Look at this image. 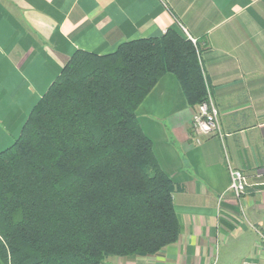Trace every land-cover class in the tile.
I'll return each instance as SVG.
<instances>
[{
    "label": "crops",
    "instance_id": "1",
    "mask_svg": "<svg viewBox=\"0 0 264 264\" xmlns=\"http://www.w3.org/2000/svg\"><path fill=\"white\" fill-rule=\"evenodd\" d=\"M169 28L197 40L223 137L197 142L196 110L164 74L137 114L177 186L181 233L126 264H264V0H0V151L76 50L108 54ZM230 167L248 177L241 198Z\"/></svg>",
    "mask_w": 264,
    "mask_h": 264
},
{
    "label": "trees",
    "instance_id": "2",
    "mask_svg": "<svg viewBox=\"0 0 264 264\" xmlns=\"http://www.w3.org/2000/svg\"><path fill=\"white\" fill-rule=\"evenodd\" d=\"M166 73L195 110L207 100L199 46L182 30L73 53L0 151V264H103L179 240L177 186L137 114Z\"/></svg>",
    "mask_w": 264,
    "mask_h": 264
},
{
    "label": "built area",
    "instance_id": "3",
    "mask_svg": "<svg viewBox=\"0 0 264 264\" xmlns=\"http://www.w3.org/2000/svg\"><path fill=\"white\" fill-rule=\"evenodd\" d=\"M184 31L187 30L184 28ZM195 44H197V40L190 35L188 36ZM207 85V100L200 104L193 116V129L197 135V142L200 143L203 137L209 136H219L221 139L223 137V133L221 130V125L219 121V112L216 107V104L212 98L210 87L206 81ZM258 177L264 176V169H260L256 171ZM230 187L229 190L235 195L237 198H241L247 189L249 184L248 177L244 174L243 171L230 167ZM260 235V243L264 248V230L259 232Z\"/></svg>",
    "mask_w": 264,
    "mask_h": 264
},
{
    "label": "rangeland",
    "instance_id": "4",
    "mask_svg": "<svg viewBox=\"0 0 264 264\" xmlns=\"http://www.w3.org/2000/svg\"><path fill=\"white\" fill-rule=\"evenodd\" d=\"M126 257H120V256H109L103 264H126L127 262ZM147 263V262H146ZM142 263V264H146Z\"/></svg>",
    "mask_w": 264,
    "mask_h": 264
}]
</instances>
